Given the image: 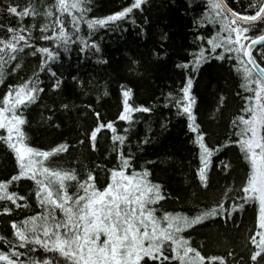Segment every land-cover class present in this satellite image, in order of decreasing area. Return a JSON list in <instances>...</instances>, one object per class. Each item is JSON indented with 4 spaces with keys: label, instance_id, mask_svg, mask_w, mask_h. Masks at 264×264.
Here are the masks:
<instances>
[{
    "label": "snow or ice",
    "instance_id": "snow-or-ice-1",
    "mask_svg": "<svg viewBox=\"0 0 264 264\" xmlns=\"http://www.w3.org/2000/svg\"><path fill=\"white\" fill-rule=\"evenodd\" d=\"M98 11L96 0H0V146L13 160L12 172L0 177V264H264V0H125L118 10ZM185 18L192 40L177 46L172 23ZM133 32L147 58L105 55L106 39ZM173 54L179 84L151 104L137 103L130 84L169 71ZM92 58L101 72L82 78L80 67ZM65 60L67 76L60 70ZM219 70L232 76L235 91L217 89L211 118L228 107L225 92L236 112L227 141L213 144L194 88L202 74ZM113 95L116 112L109 116L103 110ZM34 109L39 126L56 134L50 145L33 146ZM161 109L186 122L198 192L211 188L213 172L236 171L219 159L228 149H238L246 166L239 184L225 185L202 207L193 193L188 207L171 178L158 175L174 168L172 155L145 159L173 125L164 116L153 128L150 117ZM67 121L90 122L73 142L65 138ZM66 157L73 160L64 166ZM170 203L180 208L168 210ZM246 213L249 223L237 224ZM218 220L231 221L239 240L222 254L209 251L207 238L192 236Z\"/></svg>",
    "mask_w": 264,
    "mask_h": 264
},
{
    "label": "trees",
    "instance_id": "trees-1",
    "mask_svg": "<svg viewBox=\"0 0 264 264\" xmlns=\"http://www.w3.org/2000/svg\"><path fill=\"white\" fill-rule=\"evenodd\" d=\"M51 2V0H49ZM125 0H96V4L100 11L97 12V15L108 14L110 10H118L119 5L123 4ZM168 19V18H165ZM40 21L38 23H42ZM26 24H30L31 21L26 20ZM15 26V22H12ZM172 31L176 32L175 37L176 45H187L192 40V35L190 34V20L185 18L183 20H175L172 23ZM38 35V30L37 33ZM186 37V38H185ZM42 46H50L45 42H41ZM104 52L105 55L112 59H126L127 57H142L147 58L148 49L145 47L142 40H138L135 37L133 32L131 35L125 34L123 38L119 34L111 36L110 39L104 41ZM191 50V49H189ZM172 50H170L171 52ZM180 55L185 54L183 47L179 48ZM92 58L88 63L83 64L80 67V75L82 78H91L94 75L101 72L100 66H97L93 63ZM179 60V56L176 54L172 55L171 61L169 62V71H156L152 78L145 82H133L130 84L134 90L137 91L139 99L137 103L151 104L156 101V98L160 96L161 92L167 93L168 91H173L180 82V77L175 75L172 71V65L174 62ZM27 63L30 64L31 68L35 69L36 61L31 58H27ZM69 61L65 60V67L60 69L64 71L65 76L68 75V72L72 71L67 67ZM72 67H77V53L73 52L71 56ZM227 69V65L224 66ZM31 74L30 72L28 73ZM234 75V74H233ZM44 79H47L45 76ZM132 80V77L128 78ZM127 83L128 81H122ZM115 83L113 87H115ZM218 88H227L232 92L235 91L234 81L232 76L228 74L225 70L213 71L211 75L208 73L202 74L197 85L194 88V92L197 95L200 101V111L198 112V117L203 121L202 127L208 133L209 139L214 144L217 141L224 143L227 141L231 135V126L230 119L236 112V102L231 99V93L225 92V95H229V104L223 110L222 115H217L215 119L211 118V110L216 105V92ZM4 89L0 86V92ZM75 100V96H73ZM84 102H87V97L82 98ZM47 100V98H46ZM80 100H76V103H80ZM116 99L115 95L109 101V107L104 109L106 114L114 115L116 112ZM46 115V113H45ZM164 116L171 117L173 125L170 128V131L163 134L160 138V144L156 147H149L147 151L149 155L145 159H156L157 156L153 153L163 154L165 152L172 155L173 160L175 161L174 168L170 169L167 173H159L165 179L171 178L172 187L179 190V194L184 196L188 201V207H192L195 198L193 193H196L200 206L210 205L214 203L215 199L218 198V193L224 188L225 185H232L235 182L237 185L240 182V178L243 176L245 167L243 166V161L238 160V149H228L224 154H221L219 159L230 160L233 162V166L236 169L230 176L225 173L213 172L212 186L205 193L203 191H197L196 184L193 183V174L195 169L198 167L197 153L194 146L187 141L185 133L186 122L181 118L178 119L175 116L174 111L169 112L168 110L161 109L153 114L150 119L152 121V126L155 130H158V119H162ZM32 121L31 129L29 130L30 138L33 141V146H47L52 143L53 140H56V134L45 131L43 127L39 126L38 122L40 120V110L34 109L30 117ZM90 121H79L73 124L72 121H67L66 126L63 127L65 138L75 141L77 135L87 127V123ZM69 129H72L69 131ZM140 137L144 135V125L139 126ZM0 134L2 130H0ZM140 137H134V141ZM58 142V140H57ZM85 153L87 149L84 150ZM73 160V157H66L65 161L61 162L64 166H67V162ZM92 160H95V157H92ZM84 163H89L88 160H85ZM143 163V161H141ZM218 163V160L216 161ZM111 166V165H109ZM13 169V160L7 151L0 146V177L7 176L12 172ZM168 210L173 208L179 209L180 205L168 204L166 206ZM250 213H246L243 216L238 215L236 217L237 224L247 225L249 223ZM243 231V228L241 229ZM192 236L195 240L200 241L203 239L209 240V251L212 253L222 254L224 251L225 245L235 240L239 244L237 239L238 233L234 228L232 222L224 224L222 220H218L215 223H210L207 227H200L196 232L192 233Z\"/></svg>",
    "mask_w": 264,
    "mask_h": 264
}]
</instances>
